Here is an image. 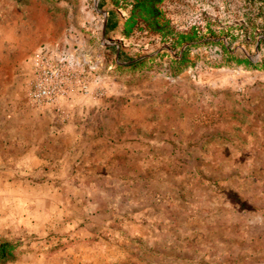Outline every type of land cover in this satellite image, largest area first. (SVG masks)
Segmentation results:
<instances>
[{
  "label": "rangeland",
  "instance_id": "obj_1",
  "mask_svg": "<svg viewBox=\"0 0 264 264\" xmlns=\"http://www.w3.org/2000/svg\"><path fill=\"white\" fill-rule=\"evenodd\" d=\"M0 264H264V0H0Z\"/></svg>",
  "mask_w": 264,
  "mask_h": 264
},
{
  "label": "trees",
  "instance_id": "obj_2",
  "mask_svg": "<svg viewBox=\"0 0 264 264\" xmlns=\"http://www.w3.org/2000/svg\"><path fill=\"white\" fill-rule=\"evenodd\" d=\"M112 12H108V15H107V26H110L112 27V29L114 30L117 26V23L114 21V20H111L112 18Z\"/></svg>",
  "mask_w": 264,
  "mask_h": 264
},
{
  "label": "built area",
  "instance_id": "obj_3",
  "mask_svg": "<svg viewBox=\"0 0 264 264\" xmlns=\"http://www.w3.org/2000/svg\"><path fill=\"white\" fill-rule=\"evenodd\" d=\"M39 90L41 96L48 97L51 94V91L44 85H40Z\"/></svg>",
  "mask_w": 264,
  "mask_h": 264
}]
</instances>
